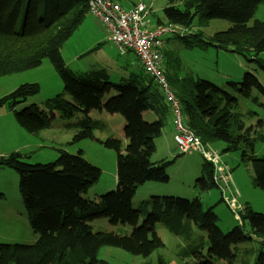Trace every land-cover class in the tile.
Returning a JSON list of instances; mask_svg holds the SVG:
<instances>
[{
    "label": "trees",
    "instance_id": "16d2710c",
    "mask_svg": "<svg viewBox=\"0 0 264 264\" xmlns=\"http://www.w3.org/2000/svg\"><path fill=\"white\" fill-rule=\"evenodd\" d=\"M112 1L123 8L139 2ZM263 2L167 0L162 16L167 25L178 26L174 35L188 47L230 48L246 57L264 77V60L259 58L264 51V18L249 24ZM88 13V0H0V76L36 68L48 59L63 84L62 92L48 98L42 107L32 103L17 110V105L34 98L40 91L37 83H22L0 97V108H11L17 123L32 133L48 126L56 115L63 120L77 117L74 123L67 124L76 130L69 144L92 139L94 129L102 130V121L92 119L89 112L103 109L125 118L124 133L129 139V148L124 154L119 152V139L97 140L116 152V188L95 201L87 200L84 194L98 181L101 170L86 161L81 150L70 154L61 149L55 161L43 164L27 163L18 152L0 157V165L18 173L22 203L31 228L37 234L32 244L0 243V264H108L98 257L104 246L118 247L146 258L164 245L155 231L158 222L191 243L179 250L178 255L183 258L198 252L205 243L199 238L193 245L191 227L194 224L209 230L210 250L216 258L232 264L241 257L240 264H249L247 258L253 256L254 250L240 251L235 247L250 240L240 227L244 221L261 246L253 264H264V213L254 211L248 204H242L240 225L226 232L218 227L213 207L203 208L198 197L150 196L138 207L132 206L135 186L149 181L166 183L169 179L166 171L171 161H151L169 106L161 86L145 73H129L123 78V84L115 85L104 70L79 72L65 64L60 49ZM211 19L226 20L230 26L208 38L197 31L187 34L195 24L206 26ZM156 21L162 23L160 18ZM167 81L182 108L186 126L205 143L222 142L221 152H238L241 161H252L251 183L264 190V159L254 153L256 144L264 142V131L260 127L263 121L246 128L244 117L256 113L241 112L232 93L237 91L250 98L249 89L254 88L264 95L259 79L244 73L241 83L227 82V88L176 73H169ZM112 89L116 93L101 105V98ZM251 99L257 102V97ZM143 110L155 111L158 118L145 121ZM194 186L201 192L220 188L214 180L213 165L205 159ZM143 212L145 217L139 223ZM106 217L130 223L133 233L115 237L107 231H93L88 224L90 219ZM159 264L163 262L159 260ZM204 264L212 263L205 261Z\"/></svg>",
    "mask_w": 264,
    "mask_h": 264
},
{
    "label": "rangeland",
    "instance_id": "374dc122",
    "mask_svg": "<svg viewBox=\"0 0 264 264\" xmlns=\"http://www.w3.org/2000/svg\"><path fill=\"white\" fill-rule=\"evenodd\" d=\"M136 1L143 2L147 7H151L153 10L152 20L154 22H157V18L163 19L162 8L166 5L167 0ZM263 18L264 2L258 7L249 24L253 20H262ZM83 21L60 49L63 60L70 69L79 72L104 70L109 76V81L115 85L123 84V78L128 73H139L141 71L140 64L132 52L121 55L117 48L107 40V31L95 16L88 13ZM166 23L167 21H164V24ZM229 26L230 23L226 20L211 19L206 26L200 27L195 24L191 30L186 32L187 34L196 31L201 32L204 37L208 38L217 31L226 30ZM182 31L184 30L182 29ZM174 36V33L165 35L164 57L162 59L164 70L167 68L171 75H174V73L182 77L191 75L207 80L219 87L227 88V82L241 83L243 74L250 73L255 75L264 87L262 72L253 63L248 62L243 55L232 52L230 48L223 50L212 46H207L203 49L188 47L187 44ZM259 58L264 60V51L259 54ZM165 65L166 67H164ZM22 83H37L39 85V94L30 100L41 107L48 98L54 97L63 90L61 78L48 59H44L41 65L36 68L13 75L0 76V97L8 94ZM249 92L251 97L246 98L242 93L232 91L241 112L252 110L256 113L252 117H244L245 127L256 126L259 121H263L260 127L264 131V95L258 93L254 88L249 89ZM115 93V90L112 89L108 94H105L101 98V105ZM252 97H257L256 103L252 101ZM29 104L31 103L28 102L26 105ZM18 106L17 110L26 107L24 103H20ZM89 116L94 120L102 121L103 128L102 130L100 128L94 129V138L83 139L76 144H69L76 130L73 127H68L67 124L74 123L77 117L63 120L56 115L48 126L34 133L26 131L18 123L15 124H17L19 129L16 127L11 129L7 126L1 129V132L4 130L9 135L5 148L11 152L7 154L18 152L22 157L21 159L27 163L43 164L55 161L61 149L70 154H76L78 150H81L83 158L101 170L98 181L84 194L87 200H94L93 196H91L94 191H104L100 194L101 196L116 188V182L113 186H110L116 180V152L113 149L104 147L97 140H105L108 137L119 139L121 142L119 152L124 154L128 151L129 139L124 133L125 118L120 114L108 113L105 110L100 113L96 110ZM12 118L16 122L14 115ZM144 119L147 122L149 121L146 116H144ZM161 142V139L156 141L157 151L151 155V161L156 163L171 161L166 171L169 179L166 183L149 181L135 186L132 206L138 207L143 200L150 196H177L187 199L198 197L203 208L213 207L218 217L217 225L222 231L226 232L240 225L224 201L221 200L220 188L215 187L203 192L195 188V180L201 173L200 162L203 160L202 155L196 151L182 153L176 147L177 149L174 150L175 156L171 158L165 154ZM25 143H30V145L27 144L25 148L18 151L12 148ZM209 145L211 148L219 150L223 143H213V147L211 144ZM254 152L257 158L264 159V142L257 143ZM227 154L228 157H226ZM222 165L228 168L227 171H230L229 174H231L233 185L235 189H238L235 191L238 202L241 205L248 202L254 211L264 213V190L254 187L251 183L254 169L253 162L248 160L241 161L237 152H221L219 166L221 167ZM18 181V173L14 169L0 165L1 244L27 245L32 244L37 239V234L34 233L27 219L18 189ZM228 194L229 191L225 193V196ZM144 217L145 212L140 214L139 223L143 221ZM88 224L93 231H107L115 237L123 235V233L130 235L133 233L130 223L112 217L96 218L88 221ZM240 227L243 233L250 236V240L240 244L238 247L254 248L258 253L261 249L258 242L259 239L250 233L248 222L244 221ZM191 230L193 245L199 238H202L205 243L203 248L188 257L183 258V256L178 255V252L181 248H185L191 243L186 242L182 236L174 235L159 222L155 224V231L164 245L156 249L148 257L136 256L114 246L102 247L99 250L98 257L105 260L108 264H142L145 261L151 264H159V260L163 264H187L192 262L204 264L205 261H209L212 264H229L227 262L224 263L225 260L216 258L214 252L210 251L211 243L208 229H202L192 224ZM234 248L233 246V252ZM247 259L249 260L250 256ZM239 262H241V257L234 259L232 264H240ZM253 263V261L250 262V264Z\"/></svg>",
    "mask_w": 264,
    "mask_h": 264
},
{
    "label": "built area",
    "instance_id": "2783aa9c",
    "mask_svg": "<svg viewBox=\"0 0 264 264\" xmlns=\"http://www.w3.org/2000/svg\"><path fill=\"white\" fill-rule=\"evenodd\" d=\"M151 9L143 2L130 8H123L112 0H88V11L97 17L108 30V39L122 54L131 51L139 60L143 72L153 78L164 91V96L172 110L173 140L181 152L196 151L210 162L214 168V180L220 184L224 203L240 222L243 206L231 189L232 182L227 169L219 166L220 153L203 142L185 124L180 104L170 90L162 69L163 39L167 33H174L178 26L155 24ZM224 184V185H223ZM237 189H235L236 191ZM229 194L225 196V193Z\"/></svg>",
    "mask_w": 264,
    "mask_h": 264
},
{
    "label": "crops",
    "instance_id": "0c3cea01",
    "mask_svg": "<svg viewBox=\"0 0 264 264\" xmlns=\"http://www.w3.org/2000/svg\"><path fill=\"white\" fill-rule=\"evenodd\" d=\"M138 2V1H137ZM145 4V3H144ZM131 7V6H130ZM150 9H151V7H149ZM151 11V13H153V10L151 9L150 10ZM89 12V11H88ZM152 15V14H151ZM97 18V17H96ZM162 18H163V16H162ZM98 19V18H97ZM161 19V18H160ZM99 20V19H98ZM162 20V24L164 23V21H166V20H164V19H161ZM100 21V20H99ZM84 22V21H83ZM101 23V22H100ZM155 24H158V21L157 22H154ZM102 24V23H101ZM164 25H167V23L166 24H164ZM102 26H103V24H102ZM105 29H106V31H107V40L108 41H110L109 39H108V30H107V28L105 27V26H103ZM175 37V36H174ZM164 41H165V39H163V48H162V54H163V57H164V53H163V49H164ZM111 42V41H110ZM112 43V42H111ZM113 44V43H112ZM114 45V44H113ZM115 46V45H114ZM116 47V46H115ZM127 52H131V51H126V52H124V53H120L121 55H124V54H126ZM135 56V55H134ZM136 57V56H135ZM136 59H137V57H136ZM163 59V58H162ZM138 60V59H137ZM65 62V61H64ZM138 62H139V60H138ZM65 64H66V62H65ZM139 64H140V62H139ZM67 65V64H66ZM68 66V65H67ZM140 66V69H141V71L139 72V73H144L143 72V69H142V67H141V64L139 65ZM69 67V66H68ZM164 67H166V65L164 66ZM162 69H163V71H164V74H165V76H166V79H167V77H168V74H169V70L167 69V68H165V70H164V68H163V64H162ZM131 73H136V72H131ZM129 74V73H128ZM137 74V73H136ZM168 82V81H167ZM168 85H169V83H168ZM169 88H170V86H169ZM170 90L173 92V90L170 88ZM164 92V91H163ZM173 94H174V92H173ZM6 95V94H5ZM175 95V94H174ZM4 96V95H3ZM30 99H32V98H30ZM30 99H28V100H26V102H23L24 104H25V106H26V104H28V102H30L31 104L32 103H34V104H36L35 102H31V100ZM165 101H166V99H165ZM166 103L168 104V102L166 101ZM30 105V104H29ZM18 106V105H17ZM168 106H169V104H168ZM19 107V106H18ZM180 108H181V106H180ZM169 109V110H168ZM168 109H167V114L165 115V119H164V125H163V127H162V131H161V135H160V137L159 138H157L156 140H155V152L157 151V143H156V141L157 140H159V139H161L162 140V142H161V145L164 147V150H165V154L168 156V157H174L175 155V151L174 150H176L177 148H176V144H175V142H174V140H173V133H174V129H173V124H172V119H173V115H172V110H171V108H170V106L168 107ZM100 113L102 112V110L103 109H97ZM96 110H91L90 112H89V115L92 113V112H95ZM181 111H182V108H181ZM13 115H14V113H13V110L11 109V108H9L8 106H4V107H2V108H0V157H5V156H7L8 154V152H11V151H7V149L5 148L6 147V140L8 139V136L9 135H7V133H5L4 132V130H3V132H1V129H4L5 127H9V128H11V129H13V127H16L17 129H19V127L17 126V124H15V123H17V121L16 122H14V120H12L13 118ZM12 116V117H11ZM142 116H143V118H144V116H146L147 118H148V122H152V121H155L157 118H158V114L155 112V111H151V110H143L142 111ZM182 116H183V119H184V114H183V111H182ZM15 117V116H14ZM16 120V119H15ZM1 122H2V124H1ZM184 122H185V119H184ZM186 124V123H185ZM16 129V130H17ZM216 142H214V144H215ZM27 144L28 143H25V144H23V145H20V146H14V147H12L13 148V150H16V151H18L19 149L21 150L22 148H25L26 146H27ZM209 144H211V146H212V144L213 143H209ZM28 145H30V143L28 144ZM224 145H221L220 147H219V150L221 151V149H222V147H223ZM213 147V146H212ZM216 149H217V147H215ZM218 150V149H217ZM218 150V151H219ZM219 151V153H220V155H221V152ZM182 153H184V152H182ZM227 153V152H226ZM238 153V152H237ZM255 153V152H254ZM10 154V153H9ZM226 157H228V154L226 155ZM233 157H235V156H233ZM202 159H204L203 157H202ZM202 162H203V160L200 162V172H201V164H202ZM221 168H225V169H227L228 170V168H226L225 166H221ZM230 172V171H229ZM230 175L231 174H229V177H230ZM230 180H231V177H230ZM116 182V180H114V182L110 185V186H113V184ZM231 182H232V180H231ZM231 189L233 190V192H235V186L233 185V182H232V186H231ZM90 190V189H89ZM88 190V191H89ZM238 190V189H237ZM102 192H104V191H101V192H99V191H94V193L91 195V196H93V199L94 200H90L89 199V201H95L97 198H99L100 197V194L102 193ZM245 204H248L252 209H253V207L247 202V203H245ZM230 210V209H229ZM254 210V209H253ZM94 219H96V218H93V219H90L89 221H91V220H94ZM237 221V220H236ZM237 222H239V221H237ZM243 244V243H242ZM240 245V244H239ZM239 245H237V246H235V247H237V248H239L238 246ZM245 247H247V246H245ZM240 249V251L241 250H243V249H249V248H244V247H241V248H239ZM253 250H254V254H253V256L250 258V259H252L251 261H253L254 260V258H255V255H256V253H257V251L254 249V248H252ZM211 251V250H210ZM213 251V250H212ZM214 252V251H213ZM224 261V260H223ZM251 261H249V264H250V262ZM225 262H227L226 260L224 261V263ZM228 263V262H227Z\"/></svg>",
    "mask_w": 264,
    "mask_h": 264
}]
</instances>
